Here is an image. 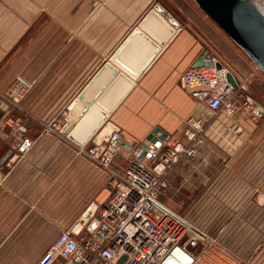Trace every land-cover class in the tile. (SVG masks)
<instances>
[{
	"label": "crops",
	"instance_id": "crops-1",
	"mask_svg": "<svg viewBox=\"0 0 264 264\" xmlns=\"http://www.w3.org/2000/svg\"><path fill=\"white\" fill-rule=\"evenodd\" d=\"M156 4L179 22V29L110 115L108 121L130 142L105 168L73 140L45 128L68 110ZM221 31L194 0H0V264H35L66 231L79 241L93 236L98 212L112 193L111 179L136 160L132 146L148 143L156 128L158 136L182 140L190 118L205 121L200 158L213 166L196 172L189 167L194 161L180 160L159 196L161 203L179 210L192 225H200L206 212L225 210L229 216L222 220L215 213L213 225L253 226L248 212H255L254 226H264V166L248 169L244 154L220 156L219 135L235 118L217 113L225 121L220 126L208 100L194 98L180 82L208 54L239 84L248 79L246 88L264 81V72ZM19 82L26 85L22 96L16 93ZM255 111L253 105L239 120L264 126V115ZM16 121L35 142L19 159H14L10 126ZM201 175L219 180V189L201 188ZM209 194L214 196L208 199ZM91 208L90 219L82 220ZM64 261L58 258L54 264Z\"/></svg>",
	"mask_w": 264,
	"mask_h": 264
},
{
	"label": "built area",
	"instance_id": "built-area-1",
	"mask_svg": "<svg viewBox=\"0 0 264 264\" xmlns=\"http://www.w3.org/2000/svg\"><path fill=\"white\" fill-rule=\"evenodd\" d=\"M229 72L216 58H211L202 66L185 71L180 82L194 98L208 100L212 112H224L238 119L253 104L241 97L248 79L234 87L228 80ZM25 88L19 82L16 93L22 96ZM18 95L13 98L16 102L21 97ZM66 115L67 111L51 120L45 131L61 132ZM10 126L15 140L14 159H19L35 142L23 135L20 122ZM204 132L205 121L190 118L184 139L166 137L148 142L143 158L137 156L121 176L115 174L111 179L112 193L98 212L94 235L79 241L70 232H63L35 264H54L58 258L65 260L63 264H162L180 245L188 225L183 217L162 204L159 196L168 188V173L180 160L198 158ZM124 142L130 140L118 130L102 145L81 148L84 154L110 168ZM140 146L132 147L138 152Z\"/></svg>",
	"mask_w": 264,
	"mask_h": 264
},
{
	"label": "water",
	"instance_id": "water-1",
	"mask_svg": "<svg viewBox=\"0 0 264 264\" xmlns=\"http://www.w3.org/2000/svg\"><path fill=\"white\" fill-rule=\"evenodd\" d=\"M194 1L264 72V11L255 1ZM178 29L179 22L169 12L160 4L153 6L69 105V114L61 133L80 147L86 146L91 141L96 145L108 141L112 133L119 130L108 121L110 115ZM211 58V54L205 55L197 67ZM228 80L234 87L238 86L231 72L228 73ZM250 102L255 103L253 100ZM255 113L262 116L264 108L258 105ZM158 131L160 130L156 128L147 140L154 143L158 138L167 137L166 134L158 136ZM146 149L148 144H142L136 155L142 159ZM92 212L93 208L89 209L82 220L88 221ZM94 225H98L97 220ZM193 262V257L178 246L162 264H193Z\"/></svg>",
	"mask_w": 264,
	"mask_h": 264
},
{
	"label": "rangeland",
	"instance_id": "rangeland-1",
	"mask_svg": "<svg viewBox=\"0 0 264 264\" xmlns=\"http://www.w3.org/2000/svg\"><path fill=\"white\" fill-rule=\"evenodd\" d=\"M258 3L260 8L264 11V1L259 0ZM221 32L229 42L234 44L232 39L229 38V36H227V34H225L223 30ZM234 46L239 48L236 44H234ZM239 50L243 53L240 48ZM259 71L261 72L260 69ZM249 89L253 92L250 93ZM254 95L257 97V99L254 98ZM241 97L242 99H248L249 97H251L255 101L253 105H256V110L258 108V105L264 108V81H262L260 84L257 83L253 89L250 87V85H248L246 91H243ZM65 111H67V115L65 116V118H67L69 111L66 109L58 115H63ZM218 114L215 113L214 117L218 118V123H221L220 126H222L225 121L223 122V117L219 118ZM232 121L233 123H228L226 127L225 125H223L224 129L226 130L219 135L221 141H219L218 143L221 147H217V153H219L220 156L224 158L230 155L244 154V156L248 157L245 161V166L248 169H255L256 167L258 168L264 166V126L260 125L257 127V123H255L254 120L251 122L249 119L241 121L238 118ZM258 131L260 132L258 133ZM229 135L230 138L228 139ZM201 153H199L198 158L194 160L192 164L193 166L191 164L189 165L190 170H194L197 172L202 170L208 171L212 168L213 163L203 161V159L200 158ZM222 166L223 161L215 165L216 168H220ZM172 170H170V172L168 173V184L169 176ZM252 181L254 182V180ZM215 182L218 183L219 180L208 179L206 177H202V175L198 179L199 186L205 189L209 188L210 191L212 190L211 192H216L219 189L217 188L219 184L216 185ZM218 193H221L218 194V196L222 198L223 188H220ZM211 196L213 197L214 194H209L208 199H210ZM252 196L254 198V195ZM198 210L199 207L194 209L193 217L196 216ZM176 213L183 217L188 225L187 233L181 241L179 247L184 252L193 257V264H264V226H254L255 212H248V218L249 220L252 219L253 226L234 225L232 227L213 225L215 223V219L213 218L215 213L216 215H220L222 220L229 216L230 212L225 210H212L209 214L206 212L205 216L202 217L205 220L202 221L200 225H192L190 221L184 215H182L179 210L176 211ZM211 214L212 218L210 217ZM238 222L245 221H236V223Z\"/></svg>",
	"mask_w": 264,
	"mask_h": 264
},
{
	"label": "trees",
	"instance_id": "trees-1",
	"mask_svg": "<svg viewBox=\"0 0 264 264\" xmlns=\"http://www.w3.org/2000/svg\"><path fill=\"white\" fill-rule=\"evenodd\" d=\"M255 1V3L259 6V0H254ZM264 1V0H263ZM260 7V6H259Z\"/></svg>",
	"mask_w": 264,
	"mask_h": 264
}]
</instances>
